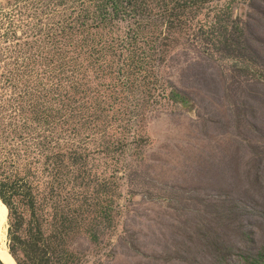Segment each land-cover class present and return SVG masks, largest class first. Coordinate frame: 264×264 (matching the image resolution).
Instances as JSON below:
<instances>
[{
  "label": "rangeland",
  "instance_id": "374dc122",
  "mask_svg": "<svg viewBox=\"0 0 264 264\" xmlns=\"http://www.w3.org/2000/svg\"><path fill=\"white\" fill-rule=\"evenodd\" d=\"M15 1L0 0V66ZM210 6L204 44L180 38L157 68L185 104L162 100L114 152L39 156L34 213L19 196L23 220L6 221L18 264H264V0Z\"/></svg>",
  "mask_w": 264,
  "mask_h": 264
},
{
  "label": "trees",
  "instance_id": "16d2710c",
  "mask_svg": "<svg viewBox=\"0 0 264 264\" xmlns=\"http://www.w3.org/2000/svg\"><path fill=\"white\" fill-rule=\"evenodd\" d=\"M214 1H15L0 66V198L9 218L23 220L19 196L34 213L39 156L77 158L69 145L97 139L101 151L114 152L162 100L187 102L167 91L157 68L180 38L204 44ZM133 132V141H145Z\"/></svg>",
  "mask_w": 264,
  "mask_h": 264
},
{
  "label": "bare ground",
  "instance_id": "6f19581e",
  "mask_svg": "<svg viewBox=\"0 0 264 264\" xmlns=\"http://www.w3.org/2000/svg\"><path fill=\"white\" fill-rule=\"evenodd\" d=\"M8 208L0 198V259L5 264H18L6 244V221Z\"/></svg>",
  "mask_w": 264,
  "mask_h": 264
},
{
  "label": "crops",
  "instance_id": "0c3cea01",
  "mask_svg": "<svg viewBox=\"0 0 264 264\" xmlns=\"http://www.w3.org/2000/svg\"><path fill=\"white\" fill-rule=\"evenodd\" d=\"M255 102H256V99H255ZM256 106L258 107L257 111L259 112L261 117L264 119V90L260 92L259 102L258 104H256ZM239 117L240 116H237V117L235 116L234 120L238 121ZM248 167H250L249 161L242 159L240 156L237 158H233L231 160V171H236V174L232 173L231 177L233 178L242 177L241 171L245 169L247 170Z\"/></svg>",
  "mask_w": 264,
  "mask_h": 264
}]
</instances>
